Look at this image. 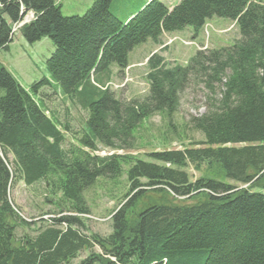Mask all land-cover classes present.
Listing matches in <instances>:
<instances>
[{"label": "trees", "instance_id": "1", "mask_svg": "<svg viewBox=\"0 0 264 264\" xmlns=\"http://www.w3.org/2000/svg\"><path fill=\"white\" fill-rule=\"evenodd\" d=\"M111 2L93 0L83 14L64 16L55 0H0V50L12 41L13 25L31 11L33 20L19 33L28 43L51 40L45 69L58 87L54 94L87 112L81 132L73 134L75 144L66 146L68 126L35 98L50 82L25 88L0 65V264H74L79 251L94 246L99 252L77 264H264V3L180 0L169 8L148 0L121 20ZM213 18L237 27L231 45L201 47L185 64L166 61L159 50L151 53L147 93L128 102L115 96L108 86L113 68L123 74L135 48L149 41L161 47L164 34L185 26L195 37ZM197 81L211 93L221 86L220 98L209 99L206 111L190 118L203 135L197 148L153 151L150 160L95 154L99 147L132 146L139 123L157 112L170 116L178 91ZM124 165L125 201L111 215V233L83 234L80 218L72 214L89 213L84 192L99 178L120 176ZM203 165L206 171L215 165L236 184L207 175L191 180L186 168ZM16 179L26 186L43 182L59 211L68 214L33 235L17 236L24 221L8 196ZM145 189L201 199L137 209V191Z\"/></svg>", "mask_w": 264, "mask_h": 264}, {"label": "rangeland", "instance_id": "2", "mask_svg": "<svg viewBox=\"0 0 264 264\" xmlns=\"http://www.w3.org/2000/svg\"><path fill=\"white\" fill-rule=\"evenodd\" d=\"M55 1L64 16L81 15L93 2V0ZM178 1L180 0H166L172 6ZM261 1L264 3V0ZM139 4L138 0H112L110 7L123 17L129 10H136L134 9L135 6H139ZM22 12H24V9L21 8ZM33 18V13L28 11L17 24L13 25L14 35L12 41L8 44L7 49L0 50V65L9 70L21 86L25 88L42 79L50 82L49 85L40 86L35 98L43 104L42 106L48 115L68 126L67 146L70 141L74 143L72 141L73 134L81 132L87 112L79 105L58 96V87L50 80L45 69V60L54 49L51 40L42 37L34 43H28L19 33L18 29L33 20ZM215 19H220L223 22H207L206 24H209L207 28L202 29L195 37L193 36L192 27L185 26L181 30L172 32L175 33L173 35L163 36L161 47H155L156 45H152L153 43L150 41L141 44L128 58L130 65L123 74H118V69L113 68L112 79L108 86L114 91L115 96L124 102L138 99L144 96L148 90L146 59L151 53L159 50L158 53L166 61L185 64L194 52L199 48L201 49V47L212 48L231 45L238 37L237 27L229 28L232 25L228 19ZM227 26L229 29H227ZM160 48L162 49L160 50ZM220 90L221 86L216 85L215 92L211 93L199 81L187 84L178 91V106L170 116L164 111L157 112L139 123L132 132V146L118 150L99 147L95 154L108 156L116 152L119 155L150 160L147 154L153 151L182 150L191 145L197 148L196 143L203 140V135L192 128L190 118L203 114L207 109L209 99L216 100L220 98ZM9 160H11L10 157ZM127 167V165L123 166V172L117 178H99L84 192L89 213L80 216L72 214L80 218L82 226L79 229L83 234L90 237L92 235L106 237L111 233V215L125 201L123 196L127 189L125 174ZM206 168L208 167L203 165L200 170H195L194 167L189 166L186 170L191 180L207 175L208 177H216L226 183L236 184L227 180L215 165L211 166L212 169L209 168L208 171H206ZM239 187L244 188L246 185ZM147 189L143 190V193L137 191V193L141 192L137 209L150 203L191 205L196 204L201 199L200 196L196 197L195 195L178 197L167 190ZM257 191L261 192L262 190L257 189ZM134 192L129 197L136 193ZM8 196L17 208L20 218L24 221L16 229L17 236L33 235L38 227H47L50 223H55V219L68 214L63 209L62 212L59 211L56 206L57 197L52 196L44 189L43 182L26 186L19 179L13 180L9 187ZM57 227L65 228L64 225ZM91 251L99 252L96 246L88 250L83 249L77 253V257L72 262L77 264L88 256Z\"/></svg>", "mask_w": 264, "mask_h": 264}, {"label": "crops", "instance_id": "3", "mask_svg": "<svg viewBox=\"0 0 264 264\" xmlns=\"http://www.w3.org/2000/svg\"><path fill=\"white\" fill-rule=\"evenodd\" d=\"M148 0H138V3H140L139 5H142V4H144L145 2H147ZM163 1V3L167 6V7H172V5L170 4V2H166V0H162ZM261 1V0H260ZM262 2V1H261ZM111 6V5H110ZM136 8L138 7V6H135ZM136 8H134V9H136ZM110 9H111V7H110ZM111 11L116 15V16H118V18L119 19H121V20H127L128 19V17L132 14V12L133 11H135V10H129L128 12H126L125 13V16H123V17H121L120 16V14H118V13H116L114 10H112L111 9ZM217 22V23H220V22H223V21H220V19H215V18H213V19H211V20H209L208 22ZM173 34H175V33H168V35H173ZM167 36V34H164L163 36ZM136 49V48H135ZM134 49V50H135ZM133 50V51H134ZM132 51V52H133ZM132 52L129 54V57L128 58H130V55L132 54ZM129 62V61H128ZM129 65H130V62H129ZM116 68V67H115Z\"/></svg>", "mask_w": 264, "mask_h": 264}]
</instances>
